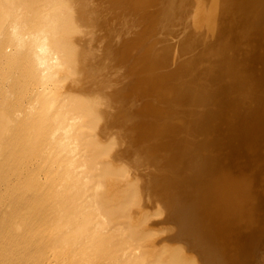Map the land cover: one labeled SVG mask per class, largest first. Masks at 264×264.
<instances>
[{
    "label": "bare ground",
    "instance_id": "obj_1",
    "mask_svg": "<svg viewBox=\"0 0 264 264\" xmlns=\"http://www.w3.org/2000/svg\"><path fill=\"white\" fill-rule=\"evenodd\" d=\"M0 264H264V0H0Z\"/></svg>",
    "mask_w": 264,
    "mask_h": 264
},
{
    "label": "rangeland",
    "instance_id": "obj_2",
    "mask_svg": "<svg viewBox=\"0 0 264 264\" xmlns=\"http://www.w3.org/2000/svg\"><path fill=\"white\" fill-rule=\"evenodd\" d=\"M144 84V83H143ZM263 234V233H262Z\"/></svg>",
    "mask_w": 264,
    "mask_h": 264
}]
</instances>
